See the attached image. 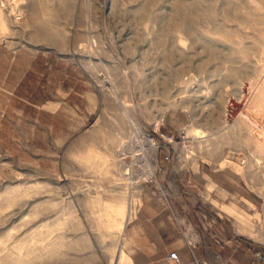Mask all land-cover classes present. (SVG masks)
<instances>
[{
    "label": "rangeland",
    "instance_id": "obj_1",
    "mask_svg": "<svg viewBox=\"0 0 264 264\" xmlns=\"http://www.w3.org/2000/svg\"><path fill=\"white\" fill-rule=\"evenodd\" d=\"M173 168L264 244V0H0V264H125Z\"/></svg>",
    "mask_w": 264,
    "mask_h": 264
},
{
    "label": "crops",
    "instance_id": "obj_2",
    "mask_svg": "<svg viewBox=\"0 0 264 264\" xmlns=\"http://www.w3.org/2000/svg\"><path fill=\"white\" fill-rule=\"evenodd\" d=\"M186 173L173 168L144 187L137 217L121 237L125 264H176L169 259L173 252L182 264H264L263 243L236 223L221 224V211L227 213L221 210V173Z\"/></svg>",
    "mask_w": 264,
    "mask_h": 264
},
{
    "label": "built area",
    "instance_id": "obj_3",
    "mask_svg": "<svg viewBox=\"0 0 264 264\" xmlns=\"http://www.w3.org/2000/svg\"><path fill=\"white\" fill-rule=\"evenodd\" d=\"M169 259H170L171 261L175 262L176 264H182V263L180 262V259H179L178 254H177L176 252L171 253L170 256H169Z\"/></svg>",
    "mask_w": 264,
    "mask_h": 264
}]
</instances>
